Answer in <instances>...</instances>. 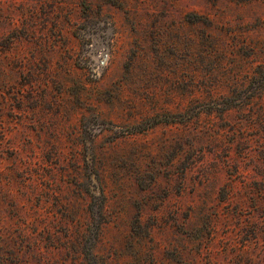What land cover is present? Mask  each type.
<instances>
[{
  "label": "rangeland",
  "instance_id": "obj_1",
  "mask_svg": "<svg viewBox=\"0 0 264 264\" xmlns=\"http://www.w3.org/2000/svg\"><path fill=\"white\" fill-rule=\"evenodd\" d=\"M0 264H264V0H0Z\"/></svg>",
  "mask_w": 264,
  "mask_h": 264
}]
</instances>
